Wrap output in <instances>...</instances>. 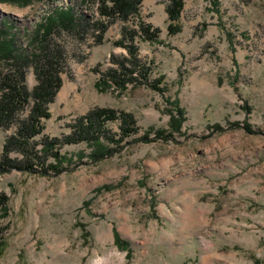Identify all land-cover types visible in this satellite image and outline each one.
I'll return each mask as SVG.
<instances>
[{
  "label": "rangeland",
  "instance_id": "374dc122",
  "mask_svg": "<svg viewBox=\"0 0 264 264\" xmlns=\"http://www.w3.org/2000/svg\"><path fill=\"white\" fill-rule=\"evenodd\" d=\"M63 2L89 27L52 33L50 45L64 55L63 83L44 135L65 138L98 107L132 113L140 131L120 144L102 137L117 151L98 161L85 141L63 145L70 160L59 174H43L41 163L39 173L0 172V195L8 197L0 264H264V0H186L176 35L168 32L169 0H144L128 23L110 25L101 44L94 26L99 0L0 2V24L11 23L15 46L30 54L35 28ZM140 22L160 30L157 41L136 43L138 57L153 66L149 79L164 76L165 90L129 85L122 93L100 92L94 68L105 71L111 56H127L114 43L122 26ZM10 69L0 62L1 74ZM23 73L32 92V59ZM32 104L30 98L0 128V157ZM176 107L185 112L181 132L170 126ZM106 126L120 137V121ZM150 128L173 136L156 139L153 131L151 141H141Z\"/></svg>",
  "mask_w": 264,
  "mask_h": 264
},
{
  "label": "trees",
  "instance_id": "16d2710c",
  "mask_svg": "<svg viewBox=\"0 0 264 264\" xmlns=\"http://www.w3.org/2000/svg\"><path fill=\"white\" fill-rule=\"evenodd\" d=\"M25 4L31 0H0V2H11ZM86 1V0H85ZM144 0H99V19L94 23L98 32L96 43H103L106 32L110 25L117 20L128 23L139 13L140 6ZM186 0H169L166 11L168 14V32L176 35L181 31L179 20ZM216 1V0H214ZM70 28L72 32H80L89 27L85 15L77 14L73 8H56L42 23L35 28L31 39L33 51L24 54L18 50L13 40V28L10 23L0 24V62L10 65L9 73L3 75L0 71V88L3 94L0 98V128L9 127L15 121L19 112L32 98L33 104L28 116L20 122L17 131L12 134L5 142L3 152L0 157V172L5 173L12 169L22 170L27 173H39L38 163H41V171L48 175L51 170L54 174H59L63 170V165L69 162V158L60 152V148L66 144H74L82 141L87 142L92 147V158L98 161L105 156L117 151L109 147L101 139L105 137L107 141L120 144L126 138L138 133L140 128L137 126L135 116L126 111H118L108 107H98L90 110L86 115L80 117L73 127V132L65 138L48 137L44 135L45 120L51 117L49 105L54 102L59 92L63 80L61 76L64 55L59 45H50L53 31L58 28ZM159 28L151 23L140 22L139 27L129 25L122 26L121 38L115 41L116 46L127 50L125 57L111 56L113 66L102 71L99 65L94 71L100 74L96 82V88L100 92L107 90L125 92L129 85H148L151 88L163 92L164 76H159L150 80L153 73L151 63H144L138 57V46L136 39L145 41H157ZM29 59L35 63L36 78L38 84L32 92H29L23 84V68L29 63ZM170 126L181 132L185 122L184 109L176 107V111L170 110ZM120 121L119 138H115L107 131L108 121ZM245 129L252 132L249 124L244 125ZM221 131L223 129L217 126ZM156 139H163L173 136L166 135L164 130L148 129L140 138L141 141L148 142L152 139V133ZM42 137L38 148L36 138ZM13 152H18L22 158L17 160L13 157ZM52 157L54 162L47 163V159ZM7 200L5 194L0 195V218L7 215ZM115 239L119 243L121 240L115 232Z\"/></svg>",
  "mask_w": 264,
  "mask_h": 264
},
{
  "label": "built area",
  "instance_id": "2783aa9c",
  "mask_svg": "<svg viewBox=\"0 0 264 264\" xmlns=\"http://www.w3.org/2000/svg\"><path fill=\"white\" fill-rule=\"evenodd\" d=\"M61 7H66V3H61ZM53 11V9H52V7L48 10V15L50 14V12H52ZM47 15V16H48Z\"/></svg>",
  "mask_w": 264,
  "mask_h": 264
}]
</instances>
